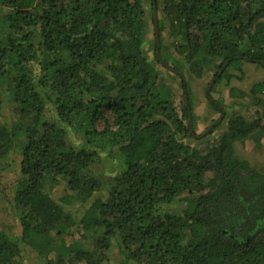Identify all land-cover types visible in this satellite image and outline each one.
Returning a JSON list of instances; mask_svg holds the SVG:
<instances>
[{
    "label": "trees",
    "instance_id": "16d2710c",
    "mask_svg": "<svg viewBox=\"0 0 264 264\" xmlns=\"http://www.w3.org/2000/svg\"><path fill=\"white\" fill-rule=\"evenodd\" d=\"M149 4L194 71L217 60L218 82L237 61L264 66V0ZM0 12V171L18 154L8 205L21 228L0 223V264H21L23 246L40 264H109L115 249L118 264H264V173L234 148L264 134V79L245 95L255 117L232 113L210 141L224 119L190 132L171 70L143 49L144 0H0ZM113 152L122 168L104 192L92 167Z\"/></svg>",
    "mask_w": 264,
    "mask_h": 264
},
{
    "label": "rangeland",
    "instance_id": "374dc122",
    "mask_svg": "<svg viewBox=\"0 0 264 264\" xmlns=\"http://www.w3.org/2000/svg\"><path fill=\"white\" fill-rule=\"evenodd\" d=\"M149 2L150 0H144L149 25L146 29L143 49L146 51L147 57L152 60L156 53V44L152 10ZM1 15L2 12H0V19ZM157 17L159 20V12H157ZM162 26L161 33H159L160 51L162 50L161 55L165 57L164 59L168 65L174 64L179 69L178 72L176 71L177 74L171 70L169 73L162 71V75L170 86L172 99L178 111H180L182 104H184V90L187 91L191 114L190 132L194 131V133L199 135L206 132L210 125L222 115L212 106L213 103L215 105L218 101L222 102V106L224 105L222 115L224 120L221 121L222 123L220 122L221 124L216 130V133H208V139L210 141L215 139L225 129L226 118L232 113L236 112L237 114L245 116L248 120L253 119L255 117V111L259 108L252 102L250 97H246L245 95L248 94L253 83L264 79V66L237 61L234 66H228L226 68L225 76L217 82L216 68L219 62L213 60L207 65L203 64L194 71L189 63H184V60L174 51L171 45L168 23L162 21ZM180 75L185 80L186 89L183 88ZM226 75L229 77L228 79ZM210 83H212L209 88V91L211 90L212 104L208 101L209 97L205 96V90ZM3 113L7 115L8 112L3 109ZM259 133L262 137V139L260 137L259 143L255 144L253 141V146L245 149L241 142L237 141L234 143V148L236 155L240 159L246 160L256 170L264 173V134L261 132L255 133L248 136V140L260 136ZM17 155L16 153H10V157L14 161L0 171V223L6 230L15 235L21 233V228L16 220L15 213L8 205V197L10 196V188L18 172ZM121 168L122 162L118 152H113L110 155L103 154L100 163L92 167L94 174L99 176L104 183V192H107L111 180L119 173ZM165 209L176 213L180 209V205L173 203L165 206ZM22 255L23 262L21 264H40L37 254L30 247L23 246ZM118 259L119 255L115 249V251H112L109 264H118Z\"/></svg>",
    "mask_w": 264,
    "mask_h": 264
},
{
    "label": "water",
    "instance_id": "95a60500",
    "mask_svg": "<svg viewBox=\"0 0 264 264\" xmlns=\"http://www.w3.org/2000/svg\"><path fill=\"white\" fill-rule=\"evenodd\" d=\"M152 15H153V27H154V34H155V39H156V57L157 59L163 64L165 65L168 69L172 70V71H175L173 68H171L169 65H167L163 60H161L160 58V53H159V32H158V17H157V9H156V5L153 4V8H152ZM212 83L209 84V86L207 87V89L205 90V96L208 97V91H209V88L211 86ZM208 100L210 102H212L211 99L208 98ZM184 103L188 109V125L190 127V120H191V114H190V109H189V106H188V94H187V91L184 90ZM217 105V104H215ZM222 114V113H221ZM223 115V114H222ZM222 115L215 121L213 122L210 127L207 129L206 132H209L213 126L218 123L222 117ZM190 130V129H189Z\"/></svg>",
    "mask_w": 264,
    "mask_h": 264
},
{
    "label": "flooded vegetation",
    "instance_id": "af4514ba",
    "mask_svg": "<svg viewBox=\"0 0 264 264\" xmlns=\"http://www.w3.org/2000/svg\"><path fill=\"white\" fill-rule=\"evenodd\" d=\"M223 117H221V119H222ZM221 119H220V121H221Z\"/></svg>",
    "mask_w": 264,
    "mask_h": 264
}]
</instances>
